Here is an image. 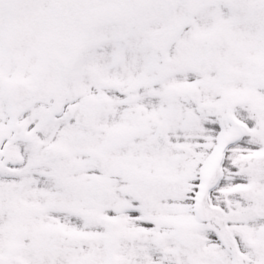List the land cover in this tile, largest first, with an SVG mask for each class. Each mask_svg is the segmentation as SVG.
<instances>
[{
	"label": "snow or ice",
	"instance_id": "obj_1",
	"mask_svg": "<svg viewBox=\"0 0 264 264\" xmlns=\"http://www.w3.org/2000/svg\"><path fill=\"white\" fill-rule=\"evenodd\" d=\"M0 264H264V0H0Z\"/></svg>",
	"mask_w": 264,
	"mask_h": 264
}]
</instances>
